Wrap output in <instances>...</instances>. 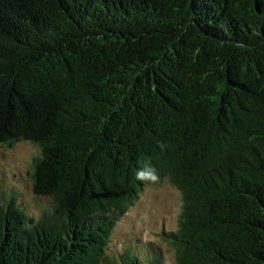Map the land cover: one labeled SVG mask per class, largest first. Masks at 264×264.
I'll return each mask as SVG.
<instances>
[{"label": "trees", "instance_id": "16d2710c", "mask_svg": "<svg viewBox=\"0 0 264 264\" xmlns=\"http://www.w3.org/2000/svg\"><path fill=\"white\" fill-rule=\"evenodd\" d=\"M19 141L46 209L0 195V264H166L107 253L161 179L172 264H264V0H0V145Z\"/></svg>", "mask_w": 264, "mask_h": 264}, {"label": "rangeland", "instance_id": "374dc122", "mask_svg": "<svg viewBox=\"0 0 264 264\" xmlns=\"http://www.w3.org/2000/svg\"><path fill=\"white\" fill-rule=\"evenodd\" d=\"M37 153V148L28 141H19L11 147L0 145V195L8 199L14 191L15 203L23 204L27 214L35 217L46 209V200L32 192L28 175ZM180 210L179 190L167 179L153 181L116 222L107 253L117 254L126 248L152 243L162 250L165 263L172 264L173 249L163 240L161 232L176 228Z\"/></svg>", "mask_w": 264, "mask_h": 264}, {"label": "clouds", "instance_id": "9594fccd", "mask_svg": "<svg viewBox=\"0 0 264 264\" xmlns=\"http://www.w3.org/2000/svg\"><path fill=\"white\" fill-rule=\"evenodd\" d=\"M155 170L152 168H146L140 170L136 173V178L139 180H155L156 176L154 174Z\"/></svg>", "mask_w": 264, "mask_h": 264}]
</instances>
